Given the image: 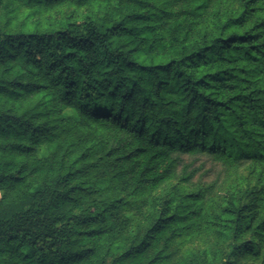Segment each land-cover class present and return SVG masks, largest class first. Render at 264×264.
Segmentation results:
<instances>
[{
    "label": "trees",
    "instance_id": "obj_1",
    "mask_svg": "<svg viewBox=\"0 0 264 264\" xmlns=\"http://www.w3.org/2000/svg\"><path fill=\"white\" fill-rule=\"evenodd\" d=\"M0 264H264V0H0Z\"/></svg>",
    "mask_w": 264,
    "mask_h": 264
},
{
    "label": "rangeland",
    "instance_id": "obj_2",
    "mask_svg": "<svg viewBox=\"0 0 264 264\" xmlns=\"http://www.w3.org/2000/svg\"><path fill=\"white\" fill-rule=\"evenodd\" d=\"M185 161L187 163H193L192 169L201 167L202 170L198 173V176H201L202 174H204L205 170H208V168H211V161L207 160L205 158L185 159ZM205 179L207 180V179H209V177L205 176L204 180ZM247 204H248V200L245 201V205H247Z\"/></svg>",
    "mask_w": 264,
    "mask_h": 264
}]
</instances>
